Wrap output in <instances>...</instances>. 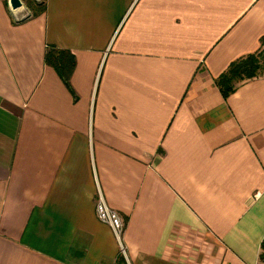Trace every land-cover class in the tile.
I'll return each mask as SVG.
<instances>
[{
    "label": "crops",
    "instance_id": "obj_1",
    "mask_svg": "<svg viewBox=\"0 0 264 264\" xmlns=\"http://www.w3.org/2000/svg\"><path fill=\"white\" fill-rule=\"evenodd\" d=\"M20 2L0 0V264H264V69L215 81L264 50V0Z\"/></svg>",
    "mask_w": 264,
    "mask_h": 264
},
{
    "label": "trees",
    "instance_id": "obj_2",
    "mask_svg": "<svg viewBox=\"0 0 264 264\" xmlns=\"http://www.w3.org/2000/svg\"><path fill=\"white\" fill-rule=\"evenodd\" d=\"M46 58L47 62L51 63L57 72L62 75L58 61H56L57 57H53L52 52L48 51ZM261 58L264 60V50L248 54L231 62L215 80L223 95L230 94L241 82L260 75L264 69V66L259 64ZM261 249L260 257L264 260V240L261 243Z\"/></svg>",
    "mask_w": 264,
    "mask_h": 264
},
{
    "label": "built area",
    "instance_id": "obj_3",
    "mask_svg": "<svg viewBox=\"0 0 264 264\" xmlns=\"http://www.w3.org/2000/svg\"><path fill=\"white\" fill-rule=\"evenodd\" d=\"M38 1V0H37ZM96 213L99 217V219L102 222H105L108 224L117 238V240L120 242L121 233L123 231L124 224L117 215V213L110 209L102 199V197L99 196V201L96 205ZM121 251L124 252L122 245L120 244Z\"/></svg>",
    "mask_w": 264,
    "mask_h": 264
},
{
    "label": "water",
    "instance_id": "obj_4",
    "mask_svg": "<svg viewBox=\"0 0 264 264\" xmlns=\"http://www.w3.org/2000/svg\"><path fill=\"white\" fill-rule=\"evenodd\" d=\"M9 5L12 9H15L21 5L20 0H9Z\"/></svg>",
    "mask_w": 264,
    "mask_h": 264
},
{
    "label": "rangeland",
    "instance_id": "obj_5",
    "mask_svg": "<svg viewBox=\"0 0 264 264\" xmlns=\"http://www.w3.org/2000/svg\"><path fill=\"white\" fill-rule=\"evenodd\" d=\"M35 1H37V0H35ZM38 1H39V0H38ZM259 64H260L261 66H264V60H263L262 58H261Z\"/></svg>",
    "mask_w": 264,
    "mask_h": 264
}]
</instances>
